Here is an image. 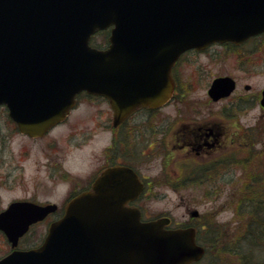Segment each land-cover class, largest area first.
<instances>
[{
	"label": "water",
	"instance_id": "95a60500",
	"mask_svg": "<svg viewBox=\"0 0 264 264\" xmlns=\"http://www.w3.org/2000/svg\"><path fill=\"white\" fill-rule=\"evenodd\" d=\"M110 25L107 48L89 45L92 33ZM261 32L264 0H0V104L30 136L62 120L82 90L106 97L118 122L137 106L169 99L171 67L186 49L239 44ZM234 87L219 76L207 93L217 100ZM261 94L264 108V87ZM93 188L68 203L39 247L13 251L0 264H93L95 255L103 264L92 236L114 239L118 264H186L203 255L192 227L165 229L169 218L142 222L123 207L142 188L128 168H108ZM90 203L96 208L88 211ZM53 207L12 204L0 229L14 242Z\"/></svg>",
	"mask_w": 264,
	"mask_h": 264
},
{
	"label": "flooded vegetation",
	"instance_id": "af4514ba",
	"mask_svg": "<svg viewBox=\"0 0 264 264\" xmlns=\"http://www.w3.org/2000/svg\"><path fill=\"white\" fill-rule=\"evenodd\" d=\"M191 52L204 53L205 51L197 52L195 49H191L184 52L174 63L173 72H175L176 65L181 58ZM173 72L174 92L164 105L157 108L139 106L117 123L114 122L110 107L109 109H102L103 111L99 112V115H94L93 105L82 97L96 96L85 92L76 96L75 105L70 109L67 118L53 126L41 137H30L27 134L16 132L13 122H10L9 118L3 115H7L6 108L0 107V188L10 189L12 187L9 182L15 175L14 170L23 169L22 162L18 160L28 157L31 150L29 145L38 144L39 141L47 138L66 124L68 119L70 121L66 128L68 129L66 133V137H68L67 147L76 152L77 146H88L85 154L78 152L74 155L75 164L83 162V160L87 164L83 172L79 173L64 166L63 149L58 147L57 135H52V138L49 139L51 144L45 141L40 148H38L40 145H36L42 151L43 160L41 162L43 163L41 165L44 166L46 160L49 177L55 181L52 183H69L68 188L62 197L57 198L58 201L41 199L37 194H34L36 190L30 194L11 196L5 202L0 201V214L15 203H30L42 207L50 204L54 206L43 217L31 222L14 242L0 229V258L15 250L27 251L39 246L45 237L49 224L62 218L65 214L67 203L82 192H93L94 183L110 167H127L142 184V188L136 197L127 199L123 207L127 210L139 211L140 220L143 221L155 218L151 217V213L146 212L140 200L151 195V184L154 183V179H151V163L154 164L153 160L158 157L161 159L159 161L161 170L165 172L169 169L168 173L175 177V183H186L187 180H191L209 186L206 193L207 197H209V193L214 194L212 189H214L215 183H228L232 180L235 165L240 162H247L252 151L257 152V148H255L259 140L257 138L259 134H264L257 125L239 124L240 117L233 112L237 108H247V104L252 100L242 94L234 96L238 85L237 80L231 76L235 81V89L225 98H231V96L233 98L228 102V106L223 107L222 110L213 106L214 103L222 99L213 101L207 96L208 99L195 102L196 104L194 103L192 106H183L182 109L177 107L172 112L168 111V113L162 114L163 109L170 107L174 101L177 103L176 97L180 89L177 85L178 77ZM210 83L211 81L208 87ZM243 89L249 90L250 84L245 83ZM179 96L181 97L182 94ZM103 101L108 103L105 99ZM219 112L223 116H220ZM7 124L9 125L7 126ZM5 128L6 131H4ZM11 132L22 137L25 142L18 150L10 145ZM100 136L105 141L102 146L96 147L95 152L92 153L89 146L93 142L100 141ZM17 153L20 156L18 160L15 158ZM41 162L39 161V165ZM58 180L64 182H58ZM89 198L95 203L98 199L97 196H90ZM94 208H96L95 204L93 206L88 205L86 210L91 211ZM19 210L23 216L22 207ZM199 219L200 217H189L187 220L179 222L178 225H192L194 222L190 224V221H198ZM171 224L170 222L169 226L166 227L172 226ZM91 238H98L100 241L93 247H99L101 258H105L104 261L101 259L103 264L108 262L115 264L114 258L118 264L119 255L117 249L115 251L113 238L107 236H92ZM96 259L97 255L89 260L95 264Z\"/></svg>",
	"mask_w": 264,
	"mask_h": 264
},
{
	"label": "rangeland",
	"instance_id": "374dc122",
	"mask_svg": "<svg viewBox=\"0 0 264 264\" xmlns=\"http://www.w3.org/2000/svg\"><path fill=\"white\" fill-rule=\"evenodd\" d=\"M95 39L99 45L104 42L101 35H97ZM175 74L178 77L177 84L180 89L176 97L177 103L174 101L170 107L163 109L162 114L168 113V111L172 112L177 107L182 109L183 106H192L195 102L208 99L206 89L211 79L218 75L227 74L237 80L238 86L234 92L235 95H233H246L252 100L247 104V108L233 110L240 117L239 124L257 125L264 133V110L258 103L260 89L264 84V35L251 39L240 47L213 45L204 53H187L176 65ZM245 83L250 84L249 90L243 89ZM180 94H182L181 97ZM232 98L233 96L219 100L213 106L222 110L223 107L228 106V102ZM82 99L91 102L94 115H99V112L103 111L102 109H109L108 103L102 98L85 96ZM219 113L220 116H223L221 112ZM69 121L68 119L66 124L55 131L58 132L57 134H54L55 132L50 134L38 144H32V146L28 144L31 149L28 157L18 160L20 156L18 153L15 154L16 160L22 162L23 169L14 170L15 175L9 182L12 184L10 189L0 188L1 202H5L14 195L33 193L34 190H36L34 194H37L41 199L58 201L57 198L63 196L69 183H52L55 181L49 177L46 160L45 165H41L43 163L41 162L43 160L42 151L38 148L42 147L45 141L51 144L49 139L52 138V135H57L58 147L63 149L64 166L69 170L82 173L87 164L85 160L75 164L74 155L78 152L85 154L88 146H77L76 152L67 147L68 137H66V133L68 129L66 128L69 126ZM6 130L5 128L4 131ZM99 138L100 141L93 142L89 146L92 153L95 152L96 147L102 146L105 141L102 136ZM257 139H259L255 146L257 152L252 151L247 162H240L235 165L232 180L228 183H215L214 189H212L214 194L209 193V197L206 195L209 186L203 183L191 180H187L186 183H175V177L168 173L169 169L165 172L161 170L159 166L160 157L156 158L153 160L155 163H151V179H154V183L151 184V195L140 200L141 204L147 213H151V217L170 216L173 225L187 220L190 209H196L199 213L198 217L201 219L197 222L216 223L220 224L221 228L230 225L232 229L238 222V218L241 217L235 211L237 199L250 187L249 183H254L252 175H256L260 168L258 164L261 163L262 157L257 153L264 149V134H259ZM10 141L11 147L16 150L25 144L23 138L14 133H12ZM36 145L40 146L37 148ZM39 161L41 162L40 165ZM58 182L64 181L58 180ZM193 222L196 221L192 220L190 224ZM228 233L230 232L228 231Z\"/></svg>",
	"mask_w": 264,
	"mask_h": 264
},
{
	"label": "trees",
	"instance_id": "16d2710c",
	"mask_svg": "<svg viewBox=\"0 0 264 264\" xmlns=\"http://www.w3.org/2000/svg\"><path fill=\"white\" fill-rule=\"evenodd\" d=\"M105 39L107 31L100 32ZM95 42L94 38L91 39ZM264 150V149H263ZM259 170L235 204L238 222L221 228L207 223L197 227L195 239L204 247L202 259L193 264H264V151ZM228 231L231 233H228Z\"/></svg>",
	"mask_w": 264,
	"mask_h": 264
}]
</instances>
